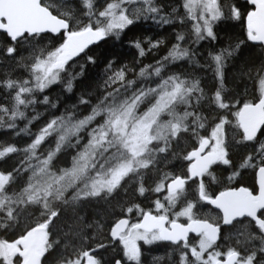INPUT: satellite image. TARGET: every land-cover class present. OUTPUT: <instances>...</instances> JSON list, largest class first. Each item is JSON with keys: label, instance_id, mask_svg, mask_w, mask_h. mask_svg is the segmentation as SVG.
<instances>
[{"label": "trees", "instance_id": "obj_1", "mask_svg": "<svg viewBox=\"0 0 264 264\" xmlns=\"http://www.w3.org/2000/svg\"><path fill=\"white\" fill-rule=\"evenodd\" d=\"M127 1L130 0H90L92 4L91 9H86L84 7L83 0H42V5L47 8L52 13V15L65 20L69 26V34H71L73 32L82 31L88 26H91L93 30H96L98 27L106 28L107 19L104 18V16H101L100 13L104 12L105 15L107 13H110L111 11L108 8L109 4L125 7L128 5ZM146 1L147 3L149 2L147 10L142 9L140 12H138L139 18H135L136 16L133 18L131 15V18H129L128 16V19L133 20L134 23L133 25L129 26V28L125 29L126 34H122V41L117 40L114 35L108 36L107 39L103 42L86 50V52H90L96 57L95 64L88 63L87 56L85 54L86 52L83 53L79 57H76L74 60L68 61L69 65L67 64L66 69L60 73V79L58 80V82L51 84V86L48 87L49 91L47 88L41 91L42 93L39 91L35 92V94L37 95H35V97L37 98V102L35 101V99H32L33 97H31L30 99H26V103L24 102V104L21 105L22 107H18L17 115H14L15 113L8 114L7 118L3 119L2 115L0 114V143H4V145L0 147V151H3L4 149L9 147L15 149L10 154H6L3 158H0V171H2V173H8L11 176L10 183L5 186L6 193L4 195H0V244L15 242L16 240L24 236L29 230L36 226H39L45 220H47L49 216L55 214V218L49 225L46 233L43 264H80L82 258L84 260L85 254L88 251L94 250L95 251L93 256L95 259V264H115L116 260H124L122 253H119L117 251L119 249L118 245H115L111 241V229L119 219L127 217V213H131L133 215L132 217L138 219L141 216V212L149 207L144 206L141 208H137L135 199L138 197L137 194L139 196L145 195L146 189L143 186L145 180L155 173L156 170L152 168L156 167L159 162H162L165 155H170L172 157L175 156L178 158L183 156V154L179 155L180 149H178V145L176 143H173L172 140H177L178 138L180 139V141H182V143H184L185 151L187 150L184 154V158L186 156L188 157L190 151L194 150L202 141V139L206 138L209 133H212V131H214V127L217 126L216 124L223 123L224 121H226L227 123L235 122L237 113L242 106L256 103L259 100L262 93L258 88V80L259 78L264 77V49L258 45L250 43L248 40L247 32L244 27V15L249 11V7L246 3H242L239 0H218L217 11L222 13V16L224 18L215 20L212 23L211 27L213 28L216 36V39L212 40L207 37L206 32L202 30V27H200L202 21L199 18H190L189 12L183 5V0ZM233 5H236L240 9V15L238 19L233 18ZM116 8L118 12H121V10L119 9L120 7ZM152 8L157 9V11L152 12ZM127 13L130 14L129 11H127ZM182 25H184L185 29H187V35L185 38L192 40L193 38H200V36H203L204 39L210 40L208 42H204V45L198 43L199 45L201 44V46H204L201 52L199 51V54L198 52H196L194 56L191 53L190 59L192 58L193 60L192 65H194V68H189V71L187 70L186 73L188 75H186L185 73V75L180 76V78H160L159 80V82L161 81L165 84H171V86L169 87L171 90L173 89L172 87H183V89L185 90V94L188 95V100H191L190 102L188 101L189 107L187 109L182 110V107H180L178 113L176 114V116H174L176 118L178 115H180L181 117H183V121L181 123H177L175 129L173 128L172 130H169V137L164 138L165 140H163V149H165V151L163 153L160 152L162 157H160L161 159L159 160V162L156 163L148 161L147 163H145L144 166H146L147 168L151 167V169L149 170L150 172L148 171L149 173H147V169H144L146 167H143V169H140L138 172H140L141 176L144 177H141L140 180H137V177H135L134 181L130 182L136 183V188L135 186H126V183L129 182L128 179L118 190L110 194H108L107 189L99 190V185L93 183L96 182L95 176L97 172L103 169H107L110 166L107 163V159L112 154V152L108 154H106V152H103L105 148L110 146L108 145V142H98L97 131H91L88 145L89 151L94 153V155L89 160H81V154L86 152V149L81 146L80 151H76L74 150V148H65V146H62L58 142H56L59 139L54 133H66V128L68 131H70L72 126H67V124H70L68 123L70 120V122L73 123L78 120L80 121L81 119H84V117L93 115L94 108L99 113L105 112L104 119L106 120V122L113 120L115 116L109 115V113H111L109 109L112 107L118 108L121 104L124 103L125 100L130 101L134 96L140 97V101L137 104V109L140 114L147 113L149 111V108L151 107V104L154 105L153 102H151L150 106H146L144 104L146 103L145 101L153 99V89L150 90V88H152L153 86L152 80L161 77L160 72L159 74L156 73V69L159 68L160 71L167 69V63L168 60H170L169 52L172 51L169 46L175 44V38H177L178 35H183L184 31H182L183 29H181ZM198 25L201 28V32L199 35H197L195 32V28ZM176 34L177 36H175ZM64 39L65 35L63 34L59 36H52L48 34L35 37H23L16 43H13L6 37L5 34L0 33V109H2L6 105V82L11 81L17 76L18 72H20V59L22 58L23 54L27 52L26 47H24V43L32 42V46H35L36 43L40 42L45 49L43 54L45 52H48L43 56V58L41 57L40 59H37L33 63L31 69V77L33 79V82L38 85L39 81H37L35 77L37 75H40V73L33 72L34 66L40 61L47 60L50 54L55 53L56 50L64 43ZM129 40H139L141 42V47L145 51V57H140L138 54V50L128 45ZM153 44H156V47H152ZM48 45H50L51 48ZM12 48H14L15 51L12 54H9V49ZM229 50L231 51L229 52L231 53L230 55L227 52ZM25 55L26 56L24 57L26 58L31 56L28 52ZM215 55L222 56V78H220L217 73L216 61L213 59V56ZM113 57H115L116 65L113 69L105 72L104 68L106 64ZM208 58L209 60H207ZM197 61L198 63H196ZM72 62L75 64V68L73 64L70 65ZM179 63H181V61L175 63L174 69L176 68L177 70V64ZM124 64L128 66L127 68H125V71L127 70L126 79L123 81L117 80L115 82L109 80V76H112L115 70L123 67ZM195 64H197L198 66ZM81 65H85V69L87 71L84 69L85 74L83 76H78L73 81V91L69 93L65 90L66 83L71 78V75H74L77 72L80 73L82 71ZM195 66L197 67L195 68ZM141 69H145V73L143 76L140 75ZM190 71H193V73H200V71L204 72L200 74H193ZM208 73H214L215 76L209 77ZM201 74L203 76H201ZM189 76L191 78H189ZM200 77L203 79H200ZM218 79L220 82L218 81ZM129 81H134V83L129 85ZM201 89H203L206 93ZM207 89L210 90L207 91ZM59 90H61V94ZM174 90L175 89H173V91ZM215 90L221 96V99L219 101H217L216 98L217 93L213 92ZM172 95L173 94L171 93L170 96ZM45 96L53 98H51L52 100L49 98L45 103ZM56 96L58 99H56ZM81 97H85L84 99L87 101V103H83L84 105L80 103ZM39 101H42V103ZM67 101H70V103H67ZM53 103L57 106L53 107ZM221 105H224V107H221ZM69 106L71 107L70 109ZM52 108L55 109V112ZM27 109L28 111L26 112ZM46 109L48 111H46ZM47 112L49 113L47 114ZM20 113H23V115L21 116ZM62 113L65 115H63ZM41 115L43 118L40 117ZM50 116L55 117L50 118ZM62 116L63 118H61ZM217 117H220L219 121H217ZM54 118H56L57 121H60V124H54L52 128L48 129L49 134L45 135L43 141L39 145L31 147L36 138L42 134L44 129L47 128L48 124L55 120ZM34 119L36 120L34 121ZM103 123V125L108 124L105 122ZM78 124L79 123L75 125ZM171 126L172 124L170 125V127ZM262 133H264V128L255 142H253L252 144H245V142H242V146L236 148L234 147L232 148V150L229 147L228 142H226V145H228L230 152V165L243 164V159L245 160V157L247 155L256 158L254 154H260L261 147L264 146V134ZM23 134H26V136H23ZM11 135H14V138L11 137ZM81 136H83V134ZM189 137H192L191 139L194 141V143L190 146V143L186 142V139ZM10 140L18 141V143H11ZM165 142L167 143L166 145ZM171 143H173V148ZM94 144L97 145L98 148L91 151V147ZM58 145L59 147H57ZM172 150L175 151L173 152ZM23 152L31 153L30 155H26V159L22 160L20 158V155ZM50 153H54L51 159H49ZM104 154L108 156L106 160L102 158ZM4 158L6 159L5 163L3 162ZM45 161H48L47 165L44 163ZM77 161H79L81 165L85 166V171L83 172V174H80L77 179H73L72 177H70L68 179V182L65 184L58 181V179L51 178L52 176L56 178L61 177L60 175H63L64 170H71L74 165H76ZM257 163L258 160H255L254 164ZM165 164V161L161 163V165ZM249 164L253 165L252 163ZM35 165H38V167ZM88 166L90 167L88 168ZM50 172H52V174ZM31 173H36L34 174L35 179H41L40 187L38 185V182L27 180L26 177ZM163 175L165 176L164 173ZM30 185L32 186L31 190H33V187L41 188L35 191L38 195L36 193H33V195H35L33 196V200H29V198H26L25 200L18 198L19 200H17L15 197H13V195L20 193L25 186L29 187ZM64 186L67 189H63ZM157 187L159 186L153 185V188L151 189V201L149 205H152L154 202H157V200H159L157 199L158 196L156 195L158 193L156 191ZM222 187L223 183H220L218 185V191H221ZM51 189H55L61 193H65H58L57 195H54L55 193L53 191L51 194L52 202L49 203L46 201V199L49 197H47V195L45 196V194L47 193V190ZM97 189L98 192H96ZM142 189L143 192L141 191ZM88 191H90L91 194L88 195V199L85 198L88 201H85L83 199V195H87ZM94 192H96V195L94 194ZM99 194L100 196L98 197H91L93 195L97 196ZM134 195L135 197H133ZM72 196H78L83 203H80L78 208L76 207L67 211L65 210L63 205H67L68 200ZM34 200L35 203L37 202V205H35ZM26 204L31 205L30 207H38L35 208L32 212L33 214L35 213V215L37 214L36 217L32 219L29 215L28 220H33V222L31 221V226L27 229V231L22 230L19 227V224L15 221L17 213L21 211L26 206ZM125 210L128 211L126 212ZM39 212L41 214H39ZM202 218L205 219V217L203 216ZM242 226L248 228L247 223H244ZM245 240L246 237L244 236L238 237V240H236L237 250L241 251L240 249H242L237 246L238 244L241 245L245 242L248 243L247 240ZM256 241L257 244L252 245V243H249V246L251 247H248V250H251L250 254L248 257L244 256V260H246L247 264H264V246L262 245V241L260 238H256ZM227 250H231V248H228ZM258 259L259 261H257ZM143 260L145 261V263L147 262V264L157 263L156 259L150 253L147 255V257H144ZM158 263H160V261ZM0 264H3V262L0 261ZM10 264H19V260L13 259Z\"/></svg>", "mask_w": 264, "mask_h": 264}, {"label": "rangeland", "instance_id": "obj_2", "mask_svg": "<svg viewBox=\"0 0 264 264\" xmlns=\"http://www.w3.org/2000/svg\"><path fill=\"white\" fill-rule=\"evenodd\" d=\"M127 4L128 5L125 7L120 6V5L117 6V7H120L119 9L121 10V12H118L116 7L113 9H110L111 12L104 15V18L107 19V24L110 22V20L114 19V17H119L121 15V13H123V15H125L127 18H128V16H129V18H131V16L133 18L135 16H136L135 18H139L138 12H140L142 9L147 10L149 2L147 3L146 0H130V1H127ZM184 4H185V0H183V5ZM127 11H129L130 14H128ZM216 11H217V3H216ZM201 16H203V19L200 18ZM193 17L195 19L199 18L202 21V24H200V27H202V30L204 32H206L205 31L206 25H205L204 21L205 20L208 21V25H210V26L215 21L211 18L209 13L206 10H204L203 8H197L195 13L193 14ZM221 18H224V17L221 15V17L219 19H221ZM181 29H183L182 31H184L183 36L185 38L187 35V29H185L184 25L181 26ZM115 31H118V29H116ZM184 38H183V41L177 40L175 42V44L172 46V50H173L174 46L178 45L179 47L177 50L179 52H186L187 53V55H185L182 59H177L181 62L186 61L188 53L195 47V45H198L199 42L201 43L205 40L208 41L207 39L201 40L200 38H193L192 40L187 39V38H185V40H184ZM193 40H195V41H193ZM180 41L182 42V44ZM192 42H194V43H192ZM32 44H33L32 42H25L24 43V47H26V49H27L26 51L28 53H30L31 56L26 58L24 56H26L25 54L27 52L25 54H23L22 58L20 59V61H21L20 72H18L17 76L11 80L14 82L12 84L11 89H9L7 87L8 82H6V84H5V92H6V102L5 103H6V105L2 109H0V114L2 115L3 119H6L8 114L15 113L14 115H17L18 107H22L21 105H23L24 102L26 103V99H30L31 97L34 96L32 99H35V101H36L37 98L35 97V92L36 91L41 92L40 88L33 82V79L31 77V69H32L33 63L37 59H40L41 57L43 58V56L45 54H47L48 52H45L43 54L45 49H43L44 46L40 42L36 43L35 46H32ZM22 45H23V43H22ZM62 45H64V43ZM187 45H188V47H187ZM12 49H14V48H12ZM34 50H35V52H34ZM31 53H33V54H31ZM169 58H170V60L168 61L169 64L167 63L168 64L167 69L160 71L161 77H159L158 79H155L156 80L155 82H152L153 86H152V88H150V90L153 89V93H152L153 99L147 100V101H145L146 103H144L146 106H150L151 102H153L154 105L151 104L149 111L147 113H144V114H140V112L137 109L138 107L136 106V108L130 114V116L128 117V120H127L128 127H127L126 131H127L129 136H131L133 134L134 128L139 131L141 129H144L145 125L148 126L143 132L140 133L141 138H142L143 143H144V146H145V150L143 152H135L134 153L129 148H125L117 142V136H118L117 129L120 127V125H117L116 128H113L110 123L103 125L104 123H102V122L106 123V120L104 119L105 112L100 113L99 115H97V117L95 116L96 118H94L91 122L89 121L88 122L89 124L88 123L85 124V127L87 126L86 128L84 127V125H82L79 127L78 130H74L73 125H75L79 122H76L74 124L72 122H70V124H68L67 126L71 125L72 130L68 131L66 128V131H67L66 133H63V132H55L54 133V134H56L57 138L59 139L56 142H58L62 146H65V148H70V149L74 148V150H76V151H80L81 147L86 149V152H84V153L86 154V159H88V160L91 159L92 156L94 155V153L89 151L88 141L90 139V132L91 131H95V132L97 131V135H98L97 141L98 142H101V140H100L101 132H107L108 133V135L105 137L103 142L104 143L108 142V145H110V146L105 148L103 152H106V154L112 152V154L109 156V158L106 154H104L102 156V158L104 160H106L108 158L107 163L110 166L108 167V165H107V167H108L107 169H103V170L98 171L96 176H95L96 182L94 181L95 183H93V184L99 185V190H103V189L108 190V188H109L108 181L112 180V174H113V172H115L117 170H126L127 174L123 176V178L120 180L119 184H117L115 187H113L111 191H107L108 194L118 190L128 179H129V182L126 183V186H129L131 184L130 182H133L135 177H137V180H140L142 176H141L140 172H138V171L140 169H143V167H146L144 165L148 161L156 162V163L159 162V158L162 157L160 152L165 151V149L163 150V145H164L163 140H165L164 138L169 137L168 131L172 130L173 128L175 129L174 126H176L177 123H181L183 121V117H181L180 115H178L176 118L174 116H176L180 107H182V110L189 107L188 95L185 94V90L183 89V87H172L173 89H175L173 91V89L171 90L169 88L171 86V84L169 85V84H165L161 81L159 82L160 78H166V77H167L166 79H172L175 77L180 78L179 75L182 76L184 73V68L181 67L182 68V70H181V68L179 66L180 63L177 64V66H178L177 70L174 69V65H175L174 63H178L179 61L174 60L172 57H169ZM172 63L174 64L173 66H172ZM72 64H74V63L72 62L70 65H72ZM178 71L180 73H178ZM212 74L214 75V73H212ZM169 76H171V77H169ZM158 82H159V84H158ZM157 85H158V87H157ZM33 87H35V88H33ZM171 93L174 96L173 95L170 96ZM21 96H23V98ZM17 97H19V99L21 101H23V103H19L17 100ZM32 99H31V102H32ZM151 110H154V111H152L151 115H147ZM27 111H28V109L26 110V112ZM109 115H111V113H109ZM115 119L116 118H114L113 120H110V121L115 122ZM121 119H123V117H121ZM98 121H100V122L102 121V122L99 123ZM59 122L60 121L56 120L57 125L60 124ZM93 123H95V125ZM171 124H172V126L170 127ZM229 124L231 125L232 123H229ZM96 126H97V128H95ZM218 126H217V129L214 130V132H213V133H215V135H213V139H214L215 143L216 142L218 143L219 135L222 133V127L220 125H218ZM79 131H80V133H79ZM72 133H74V134H72ZM229 133L231 134V138H230L231 140L234 139L235 136H237V133L232 128L229 130ZM82 134H83V136H81ZM87 134H89V136ZM23 136H26V134H23ZM11 137L14 138V135H11ZM61 137H64V139L61 140ZM75 138H77V139L75 140ZM239 138L241 140V137H239ZM10 142L11 143L13 142L14 144L18 143V141H13V140H10ZM3 145H4V143L1 142L0 147H2ZM165 145H166V142H165ZM220 145H221V143L218 144V149L216 150V153L218 156L221 155ZM91 148H92L91 151H93V150L97 149L98 146L94 144ZM158 149L161 151H158ZM30 153L31 152H23L20 155V158L22 160H24L27 158L26 155H30ZM258 155L259 154H256L255 156H258ZM256 160H259V159L257 158ZM3 162L4 163L6 162L5 158L3 159ZM35 166L38 167V165H35ZM154 166H155V164H154ZM89 167L90 166H88V168ZM150 169H151V167L147 168L146 172L149 173ZM69 171L70 170L65 169L63 172V175H60L61 177L62 176L64 177L63 180H61L60 177L59 178L58 177L57 178L51 177V178L58 179V181L66 184L68 182V179L70 178V176L66 175V173ZM50 173L52 174V172H50ZM32 174H33L34 178H33ZM34 174L35 173H31L26 178H27V180L33 179L34 181L38 182L39 187H40V180L41 179H39V178L35 179ZM143 174H145V173H143ZM3 176H4V173H2V171H0V180L3 179ZM27 188H29V187L25 186L20 193L13 195V197H15L17 200H19L18 198L25 200L26 198L29 197V195H31V194L33 195V192L35 193V191L41 189V188L34 187L33 190H31L30 192H25V189H27ZM36 188H37V190H36ZM157 188H160V187H157ZM63 189H67V188L64 186ZM160 190H161V188H160ZM53 191L55 193L54 195H57L58 193L61 194V192H59L55 189L54 190L51 189L50 195L47 194L48 195L47 197H49V199L48 198L46 199V201H48L49 203L52 202L51 194ZM157 192H159V191H157ZM47 193H49V192H47ZM64 193L65 192H63L62 194H64ZM90 194H91V192L88 191L87 195H85V194L83 195L84 196L83 199L85 201H88L86 199H88L87 197ZM100 194L97 196H95L96 195L95 194L91 197H98V196H100ZM33 196H35V195H33ZM34 203H35V200H34ZM80 203H83V202L81 201V199H79L78 196H75V197L72 196L68 200V204L63 205V206H64L65 210L69 211L70 209H74L76 207L78 208ZM35 205H37V202L35 203ZM153 205H156V202H154ZM170 205L171 204H169V206ZM30 206L31 205L26 204V206L21 211H19L17 213V216L15 218V221L20 225L19 227L22 230H27L28 227H30L31 221L28 220L29 215L32 214V211H34L35 208H38V207H30ZM171 207L172 208L171 209L169 208V209H170V213L172 215L168 216L166 214L167 213L166 212L165 214H163L165 217L170 218V220H172V221H177L178 219H185V220L188 219L189 215H181V213L188 210L189 214H190V208L181 207L180 209L177 210V209H175V206H171ZM155 210L156 211H164V212L166 211L164 205H162V207H160V208L156 207ZM17 217H18V219H17ZM131 233L128 232L126 235H124L121 238L120 243L118 244V248H120V252L122 253L124 261H125L124 264H129V262H131L125 256V243L129 242L131 240L135 241V240H137L138 237H143L140 233L135 232L133 230H131ZM246 240L249 241V243H252V245L257 244L256 238L249 237L248 239L246 238ZM246 257H248V256H246ZM12 260H13V258H9V256H8L7 246H5L3 243L0 244V261H2L3 264H10V262ZM240 264H247V262L245 260L242 263V260H241Z\"/></svg>", "mask_w": 264, "mask_h": 264}, {"label": "flooded vegetation", "instance_id": "obj_3", "mask_svg": "<svg viewBox=\"0 0 264 264\" xmlns=\"http://www.w3.org/2000/svg\"><path fill=\"white\" fill-rule=\"evenodd\" d=\"M247 5L249 7V11L247 13H249L253 10V8L249 4ZM169 47L172 50V45H170ZM258 101L256 103H252L249 105H255L258 103ZM216 125L218 126V124ZM217 126L214 127V130L217 129ZM220 126L222 127V133H221V137L219 138L218 143L217 142L215 143L213 139L214 131H212V133H209V135L206 138L202 139V141L197 145L198 147L203 142H207L208 146L205 152L203 153V155L201 156V158H204L205 156H208V155L212 156L213 158L211 166L208 168V170L201 173L199 177L193 176L191 172V167L194 163V159L191 158V154L192 152L196 150L197 147L194 150L190 151L188 157L186 156L184 158L185 156L184 154L187 150L185 151L184 143H182L180 139H177V140L174 139L173 142L174 143L176 142V144L179 143L178 144V149H180L179 155H181L182 153L183 156L180 158L178 157L174 158L172 156L165 155V157H163L162 162L166 160L165 161L166 164L161 165L162 162H159V164L156 167L152 168V169H155L156 171L154 174L151 175V179H153L151 183L153 185H158L161 188V190L156 195L159 197V200L163 202V205L166 210L165 212L160 211L159 212L160 214L158 216L164 217L163 213H166V212H167L166 214L169 216L168 214L170 213L169 208L173 206L172 203H175V204L178 203L184 206L185 208H190L189 217L186 221H183V224H187L188 222L193 221V220H199V221L208 222L211 225L218 227L219 228L218 242L216 244H213L204 235L197 236V237L190 236L186 244L173 246L175 248H172V246L170 247L169 245L164 244L160 241H153V243L151 244H146L144 240L138 239V240H135V245H137V249L140 252L139 258L141 257V259L136 264H147L145 263L143 259L144 257H147L149 253L156 259L157 262L158 260L160 261L162 258L169 257L171 261L179 260L180 262L177 264H181V260H180L181 257H184V264H189V263L190 264H215L218 261H223L232 253H238L240 255L238 264H240L241 260H243V256H249V254L244 248V246L247 244L246 242L242 243L241 245L237 243L238 244L237 246L238 247L240 246L242 248L240 249L241 251L236 249L237 248L236 240H238V237L246 236L247 239L249 237L260 238L262 241V245L264 246V231H262L261 227L258 226V224L255 223L252 219L244 218L243 220L235 222L228 227H222L221 214L218 211L212 209L211 206L206 203V200L215 199V197L223 191L237 190L240 188H244L245 190H247L252 197L258 196L260 189L258 186L259 182H258L257 173L260 169L261 162H264V151H261L260 154L258 155L259 160L257 164H254V165L246 164L242 168L241 167L242 164L241 165H225L219 159L220 156L217 155L216 150L218 149V144L221 143L220 150L223 149V153H225L224 158L229 160L231 163V159L229 158L230 152H229L228 145L232 150L233 147L236 148V147L242 146L243 145L242 142H245V144H252L253 142L256 141L259 134L263 130L264 123L262 127L260 128L258 135L256 136V139L254 141L244 140L243 135L240 132L239 127L236 122H232V124L230 125L229 123L224 121L222 124H220ZM231 128L237 133V136H235L234 139L232 140L230 139L231 134L229 133V130ZM239 137H241V140ZM190 138L192 137H189L188 139H186V141L191 143L192 145L194 141ZM226 142H228V145H226ZM171 145L173 144L171 143ZM255 155L256 154H254V156ZM249 156L250 155H247L245 158H248ZM258 156H256V158ZM256 158L252 156V159L254 162ZM160 159L161 158H159V160ZM245 160L243 159V164ZM163 173L165 174V176L163 175ZM174 179H181L184 183V187L182 189L175 191L176 195L174 198H168V202H170L171 205L167 206L168 205L167 197H169V193H170L168 191V186L171 183V181ZM228 182H231V183H228ZM220 183H223V187L221 191H218V185ZM160 196H165V200H163L162 197ZM155 206L156 205H153V204L149 205L148 208L144 209L141 212V216L138 219H135L134 217H132L133 215L131 213H127V217L121 218V219L126 218L129 221V227H128L127 233L130 230H133L135 232L140 233L143 237L147 239H150L152 238L153 235H156L157 232L145 233L143 231H139L138 229H136V225H138V221H141L142 218L146 214H149V211L152 212ZM202 216L205 217V219H203ZM256 217L264 225V209L258 210L256 213ZM167 219L169 220V222H171L170 218L167 217ZM244 223L248 224V228H245L244 226H242ZM228 248H231V250H227ZM149 262H150V258H149ZM129 264H132V263H129Z\"/></svg>", "mask_w": 264, "mask_h": 264}, {"label": "snow or ice", "instance_id": "obj_4", "mask_svg": "<svg viewBox=\"0 0 264 264\" xmlns=\"http://www.w3.org/2000/svg\"><path fill=\"white\" fill-rule=\"evenodd\" d=\"M218 0H185L184 7L189 11L190 18L193 17V14L195 13L197 8H203L206 10L211 18L213 20H219L222 13L216 11V3ZM247 3L253 5V10L250 12L248 21H249V30H248V38L249 40L253 41L254 43H260L264 44V28L256 27L253 24V21L257 18L264 17V0H246ZM83 5L86 9H91L92 4L90 0H83ZM117 7L116 5L109 4L108 8L113 9ZM152 12L157 11V9L152 8ZM175 11V9H174ZM101 16H104L105 13L101 12ZM240 15V9L233 5V18L238 19ZM203 19V16L200 17ZM133 20L128 19L123 13L119 17H114V19L110 20V22L107 24L106 28L98 27L96 30H93L91 26H88L84 28L82 31L79 32H73L70 35L66 37V42L64 45H62L55 53L50 54L47 60L40 61L38 64H36L33 68V72H39L40 75H37L35 79L39 81L38 87L41 91L48 88L49 85L54 84L58 82L60 79V73L63 72L66 69V65L68 64V61L72 60L75 56L79 55L81 52H85L86 49H88L91 45L98 44L100 41L104 40L108 36H115L117 40H121L122 34L125 35V29L129 28V26L133 25ZM206 28V35L208 38L215 40L216 36L214 33L213 28L208 25V21H204ZM45 27L48 28V30L52 31L53 33H58L61 28H66L67 26L63 24L62 22L51 20L49 24L45 25ZM118 29L119 31H115ZM41 31L44 30L43 28L40 29ZM195 32L197 35L200 34L201 28L197 26L195 28ZM183 35H178V40H183ZM200 39L203 40L204 37L200 36ZM128 45L132 48H135L138 50V54L140 57H143L145 55L144 49L141 47V43L139 40L135 41H128ZM152 47H156V44H153ZM178 45L174 46L173 50L169 52V56H171L174 60L182 59L185 55H187L186 52H179ZM15 50L9 49V54H12ZM223 51V50H222ZM87 56V62L90 64L96 63V57L92 55L90 52L85 53ZM230 54V53H229ZM213 59L216 61V69L217 73L220 78H222V71H221V61L222 56L221 55H215L213 56ZM116 65L115 57L111 58L108 63L106 64L104 71L108 72L109 70L113 69ZM127 65H124L123 67L116 69L112 76H109V80L112 82H115L117 80L123 81L126 79V71L125 68H127ZM82 71L80 73H76L71 76V78L67 81L65 90L69 93L73 91V81L78 76H83L85 74V65H81ZM160 69H156V73L159 74ZM145 73V69H141L140 75L143 76ZM13 81H9L7 84V87L11 89ZM129 85L134 83V81H129ZM258 88L259 91L264 94V77L259 78L258 80ZM217 101L221 99V96L219 93H217ZM49 97H44V102L46 103L48 101ZM106 99V98H105ZM17 100L19 103H23L17 97ZM140 101L139 96H134L130 101L125 100L123 104H121L118 108L112 107L109 109L112 116H115V122L107 121L106 123H110L113 128H116L117 125H120V127L117 129L118 136H117V142L121 144L125 148H129L131 151L135 152H143L145 150V146L143 143V140L141 138V132H143L148 126L145 125L144 129L137 130L133 129V134L131 136L128 135L126 129L128 127V117L130 114L134 111L136 108L138 102ZM80 103H87V101L81 97ZM261 104H264V100L261 101ZM56 104H53V107H56ZM221 107H224V105H221ZM252 107H256L253 105ZM151 110L147 115H151ZM100 113L94 108L93 109V115H89L85 117L84 119L79 121L78 125H74L73 129L78 130L80 126L87 124L89 121L93 120L95 116L99 115ZM22 116L23 113H20ZM123 117V119H121ZM56 124V120H53L50 124H48L47 128L43 130L42 134L36 138V140L33 142V145L31 147H35L36 145H39L43 139L45 138L46 134L48 133V129L52 128V126ZM175 127V126H174ZM219 127V126H218ZM175 134V133H174ZM264 134V133H262ZM108 135L107 132H101L100 134V140L103 141L105 137ZM215 135V133H213ZM64 137H61V140H63ZM95 139V138H94ZM247 141H254L256 139L255 133L246 135L244 137ZM59 147V145L57 146ZM15 149L12 147L4 149V151H0V158H3L6 154H10ZM221 155L219 159L221 162H223L225 165H230V161L224 158L225 153H223V149L220 150ZM261 151H264V146L261 147ZM52 155L54 153L49 154V159H51ZM81 160L86 159V154L82 153ZM46 165L48 161L44 162ZM252 163L254 165V161L251 156L246 158L244 164L241 165L243 168L246 164ZM261 171H264V162H261L260 169ZM85 171V166L81 165L79 161H77L76 165L66 173V175L72 177L73 179H77L80 174H83ZM127 174L126 170H117L113 172L112 174V180L108 181L109 188L108 190L111 191L113 187H115L117 184H119L120 180L123 178L124 175ZM61 180L64 179V177H60ZM11 176L10 174H4L3 179L0 180V195H4L6 193L5 186L10 183ZM31 185L29 188L25 189V192L31 191ZM95 187V186H94ZM143 192V189L141 190ZM156 191H160V188H157ZM98 192V189L96 190ZM94 192V194H96ZM50 195V193H47ZM62 194V193H61ZM176 195L175 191H172L169 193L168 198H174ZM29 200H33V195H29ZM157 208L162 207V205L157 202L156 204ZM55 215V214H54ZM181 215H189V211L186 210L185 212L181 213ZM234 218V217H233ZM165 218L161 217L159 219H154L153 224L151 227L147 228L146 231H151L152 227H155L158 229V232L156 235H153L151 239H147L145 237H139L144 239V242L146 244H151L153 241H166L170 240L173 244L177 243L178 240L181 237L170 235L168 233V230L164 227ZM232 220L229 218H225L224 223L229 224ZM173 227H177L176 225H173ZM261 230L264 231V225L261 226ZM214 242V241H213ZM125 256L129 261H138L140 252L135 246V241L131 240L129 242L125 243ZM117 264H121L120 261H117ZM181 264H184V257L181 258Z\"/></svg>", "mask_w": 264, "mask_h": 264}, {"label": "water", "instance_id": "obj_5", "mask_svg": "<svg viewBox=\"0 0 264 264\" xmlns=\"http://www.w3.org/2000/svg\"><path fill=\"white\" fill-rule=\"evenodd\" d=\"M41 1L42 0H0V32L5 33L8 38L12 40L24 35L36 36L51 34L57 36L63 32H67L68 25L64 21L54 17L50 11L41 5ZM241 1L246 2V0ZM249 5L253 6L252 4ZM249 14L245 17V28L247 32L249 30ZM51 20L62 22L67 27L61 28L58 33H53L45 27V25L49 24ZM253 24L256 27L264 28V17L255 19ZM42 28L44 30L41 31L40 29ZM251 42L254 43L253 41ZM254 44H258L264 48V44ZM95 45H91L90 47ZM262 100H264V95L255 105L256 107H243L238 114L240 129L244 134V137L252 133H255L257 136L264 123V104H261ZM207 146L208 143L206 142L191 154V158L195 160V163L191 167L193 176L199 177L200 174L208 170L212 164V156L208 155L201 158ZM257 175L259 182L258 186L260 189L257 197H252L248 191L239 189L225 191L217 195L213 200H206V203L210 205L212 209L220 212L222 216V226H230L235 221L242 220L245 217L256 221L260 227L262 226V222L257 219L256 213L258 210L264 209V171L259 170ZM182 187L183 181L181 179H175L169 184L168 190L169 192H172ZM226 217L231 219L232 222L229 224L224 223ZM54 218L55 215L51 216L47 223L32 229L25 236L20 238L16 242L17 246L8 245L7 249L9 256H17L20 258V264H42L45 232L48 225ZM154 219H159V217H155L152 214L145 215L137 228L146 231L147 228L151 227ZM166 224L167 219H165L164 227ZM173 225H176L177 227H173ZM127 228L128 221L126 219L118 221L110 233L113 242L117 243L121 234L126 232ZM166 229L170 235L181 237L175 244H173L170 240L163 241L173 245L186 243L190 235L199 236L202 233H204L212 242L214 241V243H216L218 241V228L207 222L193 221L186 226L180 223H172L169 228ZM154 231H158V229L152 227L151 231L146 232ZM93 254L94 251L88 252L84 264H94V259L92 257ZM238 257V254H232L223 262H218L217 264H236Z\"/></svg>", "mask_w": 264, "mask_h": 264}, {"label": "bare ground", "instance_id": "obj_6", "mask_svg": "<svg viewBox=\"0 0 264 264\" xmlns=\"http://www.w3.org/2000/svg\"><path fill=\"white\" fill-rule=\"evenodd\" d=\"M178 7V6H177ZM52 14V13H51ZM229 14V13H228ZM79 15V14H78ZM54 16V15H53ZM228 16V15H227ZM226 16V17H227ZM54 17H56L57 19H59V20H61V21H64L67 25H68V23L65 21V20H63V19H61V18H59V17H57V16H54ZM86 19V18H85ZM226 21V20H225ZM140 22V21H139ZM179 22V21H178ZM184 22H186V21H184ZM152 23V22H151ZM183 24V23H182ZM236 24V23H235ZM229 25V24H228ZM72 28V27H71ZM75 28V27H74ZM229 29V28H228ZM155 30V29H154ZM159 30V29H158ZM68 31H69V26H68ZM119 31V30H118ZM46 35H48V34H46ZM49 35H51V34H49ZM59 35H61V34H59ZM59 35H57V36H59ZM154 35V34H153ZM41 36H43V35H41ZM52 36H54V35H52ZM147 36V35H146ZM163 36V35H162ZM165 36V35H164ZM175 36H177V34L175 35ZM23 37H31V36H28V35H24V36H22V37H19V38H17V39H15V40H12V39H10V38H8L11 42H13V43H16L19 39H21V38H23ZM148 37V36H147ZM169 37V36H168ZM132 38V37H131ZM149 38V37H148ZM220 38V37H219ZM136 39V38H135ZM157 39V38H156ZM172 39H173V37H172ZM175 39H177V38H175ZM178 40V39H177ZM183 41V40H182ZM193 41H195V40H193ZM208 41H210V40H208ZM208 41H203V42H201V44L202 45H204L203 43L204 42H208ZM220 41V40H219ZM214 42V41H213ZM232 42V41H231ZM62 43V42H61ZM127 43V42H126ZM141 43V42H140ZM188 43V42H187ZM186 43V44H187ZM192 43H194V42H192ZM200 43V42H199ZM235 43V42H234ZM233 43V44H234ZM239 43V42H238ZM56 44V43H55ZM181 44H182V42H181ZM201 44L199 45H195V47L188 53V56H187V59H186V61H182L180 64H179V66H180V68L182 67V68H184V73H183V75H185V73L187 72V70L189 69V68H194V65H192V63H193V60H192V58L190 59V55H191V53L194 55L196 52H198V54L201 52V50L203 49V47L204 46H201ZM206 44V43H205ZM209 45V44H208ZM38 46V45H37ZM49 47H50V45H48ZM53 46V45H52ZM56 46V45H55ZM162 46V45H161ZM173 46V45H172ZM228 46V45H227ZM235 46V45H234ZM237 46V45H236ZM122 47V46H121ZM165 47V46H164ZM187 47H188V45H187ZM225 47V46H224ZM51 48V47H50ZM185 48V47H184ZM209 48V47H208ZM219 48V47H218ZM223 48V47H222ZM34 49V48H33ZM44 49V48H43ZM217 49V48H216ZM232 49V48H231ZM180 50V49H179ZM184 50V49H183ZM219 50V49H218ZM217 50V51H218ZM225 50V49H224ZM235 50V49H234ZM50 51V50H49ZM200 51V52H199ZM206 51H207V49H206ZM236 51V50H235ZM234 51V52H235ZM34 52H35V50H34ZM86 52V51H85ZM85 52H83V53H85ZM118 52V51H117ZM225 52V51H224ZM228 52V54H229V52H231L230 50L229 51H227ZM237 52V51H236ZM83 53H81V54H79V55H77L76 57H79L80 55H82ZM209 53V52H208ZM219 53V52H218ZM217 53V54H218ZM31 54H33V53H31ZM197 54V55H198ZM205 54V53H204ZM224 54V53H223ZM228 54H227V56H228ZM231 54V53H230ZM229 54V55H230ZM235 54V53H234ZM234 54H232V55H234ZM137 55V54H136ZM195 56V55H194ZM204 56V55H203ZM208 56V55H207ZM38 57V56H37ZM40 57V56H39ZM76 57H74L72 60H74ZM145 57V56H144ZM171 57V56H170ZM192 57V56H191ZM195 58V57H194ZM104 59V58H103ZM80 60V59H79ZM157 60V59H156ZM207 60H209V58L207 59ZM84 61V60H83ZM163 61H164V59H163ZM169 61V60H168ZM177 61H179V60H177ZM200 61V60H199ZM203 61V60H202ZM175 62V61H174ZM180 62V61H179ZM205 62V61H204ZM171 63V62H170ZM196 63H198V61L196 62ZM229 63V62H228ZM105 64V63H104ZM155 64V63H154ZM169 64V63H168ZM175 64V63H174ZM173 63H172V66L174 65ZM207 64V63H206ZM69 65V64H68ZM74 65V64H73ZM125 65V64H124ZM195 65H197V64H195ZM198 66V65H197ZM197 66H195V68L197 67ZM211 66V65H210ZM96 67V66H95ZM160 67V66H159ZM73 68V67H72ZM74 68H75V66H74ZM87 68V67H86ZM182 68H181V70H182ZM199 68V67H198ZM70 69V68H69ZM173 69V68H172ZM171 69V70H172ZM176 69V68H175ZM179 69V68H178ZM203 69H204V67H203ZM75 70V69H74ZM73 70V71H74ZM82 70V69H81ZM86 70V69H85ZM170 70V71H171ZM191 70V69H190ZM194 70V69H193ZM199 70V69H198ZM201 70V69H200ZM87 71V70H86ZM127 71V70H126ZM131 71V70H130ZM152 71V70H151ZM154 71V70H153ZM163 71V70H162ZM189 71V70H188ZM29 72V71H28ZM167 72V71H166ZM172 72V71H171ZM191 72V71H190ZM204 72V71H203ZM203 72H201L200 71V73H203ZM210 72V71H209ZM215 72V71H214ZM78 73V72H77ZM153 73V72H152ZM165 73V72H164ZM178 73H180L179 71H178ZM191 73H193V71L191 72ZM194 73H196V74H200L199 72H194ZM193 73V74H194ZM74 74V73H73ZM99 74V73H98ZM148 74V73H147ZM167 74V73H166ZM209 74V77L210 76H215V75H213L212 73H208ZM71 75V74H70ZM161 75V74H160ZM182 75V76H183ZM186 75H188L187 73H186ZM189 75H191V74H189ZM72 76V75H71ZM90 76V75H89ZM152 76V75H151ZM150 76V77H151ZM191 76H193V75H191ZM199 76V75H198ZM201 76H203L202 74H201ZM206 76V75H205ZM217 76V75H216ZM86 77V76H85ZM169 77H171V76H169ZM179 77H180V75H179ZM185 77V76H184ZM130 78V77H129ZM154 78V77H153ZM167 78V77H166ZM166 78H164V79H166ZM188 78V77H187ZM189 78H191L190 76H189ZM195 78V77H194ZM208 78V77H207ZM214 78V77H213ZM85 79V78H84ZM151 79V78H150ZM186 79V78H185ZM200 79H203V78H201L200 77ZM217 79V78H216ZM160 80V79H159ZM187 80V79H186ZM189 80V79H188ZM210 80V79H209ZM156 80L154 79V80H152V82H155ZM200 81V80H199ZM208 81V80H207ZM212 81H214V80H212ZM218 81H219V79H218ZM218 81H216V82H218ZM225 81V80H224ZM28 82V81H27ZM220 82V81H219ZM65 83V82H64ZM199 83V82H198ZM205 83H207V82H205ZM211 83V82H210ZM209 84V83H208ZM57 85V84H56ZM195 85H196V83H195ZM198 85V84H197ZM200 85V84H199ZM51 86V85H50ZM54 86V85H53ZM61 86V85H60ZM59 86V87H60ZM210 86V85H209ZM224 86H226V85H224ZM56 87V86H55ZM93 87V86H92ZM157 87H158V85H157ZM203 87V86H202ZM230 87V86H229ZM33 88H35V87H33ZM91 88V87H90ZM98 88V87H97ZM199 88V87H198ZM209 88V87H208ZM213 88V87H212ZM223 88V87H222ZM17 89V88H16ZM59 89H61V88H59ZM93 89V88H92ZM125 89V88H124ZM157 89V88H156ZM204 89V88H203ZM203 89H201V90H203ZM206 89V88H205ZM217 89H219V88H217ZM228 89V88H227ZM38 90V89H37ZM62 90H63V88H62ZM83 90V89H82ZM101 90H102V88H101ZM141 90V89H140ZM200 90V89H199ZM208 90H210V89H207V91ZM213 90V89H212ZM19 91V90H18ZM34 91V90H33ZM48 91H49V88H48ZM51 91V90H50ZM61 90H59V92H60ZM81 91V90H80ZM88 91H89V89H88ZM100 91V90H99ZM204 91V90H203ZM217 91H219V90H217ZM247 91V90H246ZM46 92V91H45ZM45 92H44V94H45ZM56 92V91H55ZM54 92V93H55ZM64 92V91H63ZM96 92V91H95ZM156 92V91H155ZM197 92V91H196ZM205 92V91H204ZM213 92H216V90L215 91H213ZM2 93V92H1ZM42 93V92H41ZM200 93V92H199ZM206 93V92H205ZM217 93V92H216ZM222 93V92H221ZM223 93H224V91H223ZM50 94H52V93H50ZM58 94V93H57ZM60 94H61V92H60ZM135 94V93H134ZM213 94V93H212ZM21 95V94H20ZM36 95V94H35ZM40 95V94H39ZM38 95V96H39ZM43 95V94H42ZM49 95V94H48ZM138 95V94H137ZM211 95V94H210ZM248 95H249V93H248ZM37 96V95H36ZM62 96V95H61ZM65 96V95H64ZM34 97V96H33ZM60 97V96H59ZM22 98H23V96H22ZM40 98V97H39ZM50 98V97H49ZM51 98H53V97H51ZM50 98V99H51ZM63 98V97H62ZM85 98V97H84ZM87 98V97H86ZM100 98V97H99ZM192 98V97H191ZM199 98V97H198ZM41 99V98H40ZM56 99H58L57 98V96H56ZM109 99V98H108ZM116 99V98H115ZM193 99V98H192ZM249 99H252V98H249ZM52 100V99H51ZM62 100V99H61ZM205 100V99H204ZM59 101V100H58ZM191 101V100H190ZM189 101V102H190ZM207 101V100H206ZM37 102V101H36ZM39 102H41L42 103V101H39ZM51 102V101H50ZM49 102V103H50ZM60 102V101H59ZM188 102V103H189ZM235 102V101H234ZM3 103V102H2ZM67 103H70V101L68 102L67 101ZM108 103H109V101H108ZM228 103V102H227ZM233 103V102H232ZM236 103V102H235ZM54 104V103H53ZM59 104V103H58ZM66 104V103H65ZM199 104H201V103H199ZM203 104H205V103H203ZM202 104V105H203ZM209 104V103H208ZM41 105V104H40ZM63 105V104H62ZM84 105V104H83ZM194 105H196V104H194ZM225 105V104H224ZM36 106H37V104H36ZM64 106V105H63ZM66 106V105H65ZM74 106V105H73ZM198 106V105H197ZM206 106V105H205ZM215 106V105H214ZM217 106V105H216ZM48 107V106H47ZM46 107V108H47ZM62 107V106H61ZM60 107V108H61ZM83 107V106H82ZM194 107V106H193ZM204 107V106H203ZM71 107L69 106V109H70ZM81 108V107H80ZM85 108V107H84ZM83 108V109H84ZM37 109V108H36ZM35 109V110H36ZM43 109V108H42ZM53 109V108H52ZM51 109V110H52ZM59 109V108H58ZM66 109H67V107H66ZM77 109V108H76ZM187 109V108H186ZM34 110V109H33ZM189 110V109H188ZM213 110V109H212ZM46 111H48L47 109H46ZM45 111V112H46ZM50 111V110H49ZM53 111L55 112V109H53ZM84 111V110H83ZM208 111V110H207ZM11 112V111H10ZM35 112V111H34ZM44 112V111H43ZM58 112V111H57ZM61 112V111H60ZM59 112V113H60ZM64 112V111H63ZM81 112V111H80ZM86 112H88V111H86ZM85 112V113H86ZM214 112V111H213ZM33 113V112H32ZM36 113V112H35ZM49 112H47V114H48ZM75 113H76V111H75ZM84 113V114H85ZM189 113V112H188ZM193 113V112H192ZM52 114H53V112H52ZM63 114V113H62ZM69 114H70V112H69ZM73 114H74V112H73ZM43 115H44V113H43ZM50 115V114H49ZM63 115H65V114H63ZM162 115V114H161ZM38 116V115H37ZM36 116V117H37ZM67 116V115H66ZM225 116V115H224ZM228 116V115H227ZM231 116V115H230ZM40 117H42V115L40 116ZM53 117H55V116H53ZM53 117H51L50 116V118H53ZM97 117V116H96ZM95 117V118H96ZM233 117V116H232ZM32 118V117H31ZM43 118V117H42ZM58 118H59V116H58ZM61 118H63V116L61 117ZM85 118V117H84ZM99 118V117H98ZM192 118V117H191ZM218 118V117H217ZM222 118V117H221ZM230 118V117H229ZM33 119V118H32ZM45 119V118H44ZM54 119H56V118H54ZM71 119V118H70ZM72 119H74V118H72ZM216 119V118H215ZM219 119H220V117L218 118V120L217 121H219ZM233 119V118H232ZM231 119V120H232ZM36 119H34V121H35ZM41 120V119H40ZM43 120V119H42ZM51 120V119H50ZM49 120V121H50ZM82 120V119H81ZM178 120V119H177ZM224 120V119H223ZM230 120V121H231ZM39 121V120H38ZM47 121V120H46ZM71 121V120H70ZM70 121H69V123H70ZM79 121V120H78ZM78 121H76V122H78ZM92 121V120H91ZM90 121V122H91ZM216 121V120H215ZM33 122V121H32ZM37 122V121H36ZM40 122V121H39ZM76 122H73V124L74 123H76ZM99 123H101L100 121H98ZM214 122V121H213ZM45 123V122H44ZM103 123V122H102ZM206 123V122H205ZM19 124V123H18ZM35 124V123H34ZM48 124V123H47ZM89 124V123H88ZM94 125H95V123H93ZM97 124V123H96ZM9 125V124H8ZM68 125V124H67ZM91 125V124H90ZM102 125V124H101ZM184 125V124H183ZM200 125V124H199ZM207 125V124H206ZM13 126V125H12ZM45 126V125H44ZM84 127H85V125H84ZM87 127V126H86ZM85 127V128H86ZM94 127V126H93ZM9 128V127H8ZM36 128V127H35ZM95 128H97V126L95 127ZM83 129V128H82ZM9 130H11V129H9ZM71 130H72V128H71ZM81 130V129H80ZM88 130V129H87ZM32 131H33V129H32ZM84 131V130H83ZM167 131V130H166ZM188 131V130H187ZM76 132V131H75ZM169 132V131H168ZM79 133H80V131H79ZM185 133V132H184ZM72 134H74V133H72ZM5 135V134H4ZM88 135V134H87ZM180 135V134H179ZM77 138H75V140H76ZM178 139V138H177ZM188 139V138H187ZM191 139V138H190ZM169 140V139H168ZM154 142V141H153ZM187 142V141H186ZM159 143V142H158ZM174 143V142H173ZM172 143V144H173ZM176 143V142H175ZM167 144V143H166ZM179 144V143H178ZM177 144V145H178ZM151 145V144H150ZM158 145V144H157ZM156 145V146H157ZM190 145H191V143H190ZM182 146V145H181ZM161 147V146H160ZM174 146L172 145V148H173ZM159 148V147H158ZM179 148H180V146H179ZM234 148V147H233ZM154 149V148H153ZM176 149V148H175ZM164 150V149H163ZM178 150V149H177ZM155 151V150H154ZM158 151H161V150H159L158 149ZM168 151V150H167ZM173 151V150H172ZM175 151V150H174ZM173 151V152H174ZM154 153V152H153ZM162 153H163V151H162ZM176 154V153H175ZM182 154V153H181ZM168 156V155H167ZM170 156V155H169ZM174 158H175V156H173ZM168 158V157H167ZM180 158V157H179ZM177 159V158H176ZM166 161V160H165ZM174 161V160H173ZM178 161V160H177ZM170 162V161H169ZM171 163V162H170ZM173 164V163H172ZM177 164V163H176ZM185 165V164H184ZM170 166H172V165H170ZM32 169V168H31ZM20 170V169H19ZM178 170V169H177ZM184 170V169H183ZM171 171V170H170ZM179 172V171H178ZM174 173V172H173ZM5 174V173H4ZM8 174V173H7ZM36 174V173H35ZM176 174V173H175ZM32 176H33V174H32ZM53 177V176H52ZM153 177V176H152ZM33 178H34V176H33ZM59 178V177H58ZM37 179V178H36ZM242 179V178H241ZM31 180V179H30ZM33 180V179H32ZM153 179H151V177H148L146 180H145V183H144V187H145V195L143 196H139L138 194H137V198L135 199V204H136V206H137V208H141V207H144V206H149V203H150V201H151V196H150V192H151V189L153 188V184L151 183V181H152ZM34 181V180H33ZM154 182V181H153ZM36 184V183H35ZM29 185V184H28ZM39 185V184H38ZM42 185V184H41ZM37 186V185H36ZM130 187H132V186H135V188H136V183H131L130 185H129ZM128 186V187H129ZM59 187V186H58ZM126 187V186H125ZM124 187V188H125ZM34 188V187H33ZM127 188V187H126ZM134 188V187H133ZM128 189V188H127ZM126 189V190H127ZM36 190H37V188H36ZM125 190V191H126ZM22 191V190H21ZM35 191V190H34ZM42 191V190H41ZM107 191H109V190H107ZM133 191V190H132ZM169 191V190H168ZM39 192V191H38ZM47 192H49L50 193V190L48 191L47 190ZM34 193V192H33ZM36 193V192H35ZM131 193V192H130ZM141 193V192H140ZM37 194V193H36ZM42 194V193H41ZM120 194H121V192H120ZM122 194H123V191H122ZM32 195V194H31ZM38 195V194H37ZM47 195V193L45 194V196ZM23 196V195H22ZM48 196V195H47ZM133 197H135V195L133 196ZM38 198V197H37ZM49 199V198H48ZM97 201V200H96ZM48 202V201H47ZM108 202V201H107ZM103 204V203H102ZM125 206V205H124ZM107 209V208H106ZM129 210V209H128ZM128 210H125L126 212L128 211ZM33 212V211H32ZM98 212V211H97ZM122 212V211H121ZM39 214H41V213H39ZM38 214V215H39ZM37 215V214H36ZM36 215H35V213L33 214H31L30 215V217L33 219L34 217H36ZM147 215V214H146ZM36 219V218H35ZM41 219V218H40ZM124 219H126V218H124ZM143 219V218H142ZM120 220H122V219H119L118 221H120ZM127 221H128V219H126ZM30 221H32L33 222V220H30ZM35 221V220H34ZM40 221V220H39ZM49 221V218L47 219V220H45L42 224H40L39 226H42V225H44L45 223H47ZM53 221V220H52ZM52 221L50 222V224L52 223ZM117 221V222H118ZM31 222V223H32ZM38 222V221H37ZM116 222V223H117ZM116 223H115V225H116ZM49 224V225H50ZM90 224V223H89ZM34 225V224H33ZM48 225V226H49ZM114 225V226H115ZM20 226V225H19ZM31 226V225H30ZM35 226V225H34ZM33 226V227H34ZM39 226H36V227H39ZM113 226V227H114ZM36 227H34V228H36ZM112 227V228H113ZM128 227H129V221H128ZM29 228V227H28ZM34 228H32V229H34ZM31 229V230H32ZM31 230H29L28 232H30ZM112 230V229H111ZM27 231V230H26ZM27 232V233H28ZM26 233V234H27ZM111 233V232H110ZM25 234V235H26ZM24 235V236H25ZM248 236V235H247ZM23 237V236H22ZM21 237V238H22ZM110 237H111V235H110ZM241 237V236H240ZM246 237V236H245ZM226 238H227V236H226ZM247 238V237H246ZM20 239V238H19ZM18 239V240H19ZM112 239V238H111ZM226 240V239H225ZM112 242H113V240H111ZM113 243H115V242H113ZM260 243V242H259ZM7 244H9V243H7ZM95 244V243H94ZM240 245V244H239ZM245 245V244H244ZM248 245H249V242L244 246V248H245V250L248 252V254H250V250H248ZM159 246V245H158ZM225 246V245H224ZM226 246H228V245H226ZM240 247V246H239ZM165 248V247H164ZM169 248V247H168ZM241 248V247H240ZM249 248H251L250 246H249ZM253 249V248H252ZM95 251V250H94ZM119 253H120V251H119V249L117 250ZM253 252V251H252ZM255 254V253H254ZM88 255V252L85 254V256H84V260H85V258H86V256ZM116 256V255H115ZM254 256V255H253ZM258 256H260V255H258ZM257 256V257H258ZM262 256V255H261ZM120 259V258H119ZM58 260V259H57ZM261 260V259H260ZM117 261H120L121 262V264H124V260H116L115 261V264H117ZM257 261H259V259L257 260ZM159 262V261H158ZM155 263V264H177V263H179L180 261L179 260H173V261H171L170 259H169V257L168 258H162L161 260H160V263ZM147 263V262H146ZM260 263H261V261H260ZM154 264V263H153ZM190 264V263H189ZM255 264H257V263H255Z\"/></svg>", "mask_w": 264, "mask_h": 264}]
</instances>
